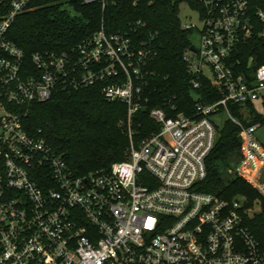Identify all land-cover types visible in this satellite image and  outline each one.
<instances>
[{
	"label": "built area",
	"instance_id": "built-area-1",
	"mask_svg": "<svg viewBox=\"0 0 264 264\" xmlns=\"http://www.w3.org/2000/svg\"><path fill=\"white\" fill-rule=\"evenodd\" d=\"M3 1L10 11L0 19V264H264V248L245 225L253 214L245 196L228 201L198 189L217 140L211 117L225 113L240 129L236 175L264 197V148L254 136L262 126L254 119L264 116L254 106H264V64L242 56L250 39L264 43V10L251 11L248 0H193L204 26L183 61L194 89L203 77L221 98L197 103L192 116L151 109L160 131L135 144L132 121L148 102L144 68L156 53L102 28L70 52L33 54L29 68L5 35L31 0ZM95 85L126 106L120 126L130 145L125 160L75 177L22 119L58 90Z\"/></svg>",
	"mask_w": 264,
	"mask_h": 264
},
{
	"label": "trees",
	"instance_id": "trees-1",
	"mask_svg": "<svg viewBox=\"0 0 264 264\" xmlns=\"http://www.w3.org/2000/svg\"><path fill=\"white\" fill-rule=\"evenodd\" d=\"M183 0H106L105 4L82 0H31L26 10L16 16L5 39L24 55V66L32 67L33 54L44 51L70 52L103 28L108 34H121L135 48L146 43L156 56L144 68L148 73L147 98L144 109L132 121L135 144L160 131L149 115L153 108L170 106L176 113L195 114L197 103L210 104L221 95L201 77L194 89L193 78L183 61V53L192 46L190 33L179 18ZM190 4L200 5L193 0ZM250 10H264L263 0H248ZM9 1L0 4V19L7 16ZM245 62L253 58L255 65L264 64V43L257 37L243 47ZM6 54L0 49V59ZM234 116L240 117L238 107L229 105ZM126 118V106L107 101L101 86L80 90L56 91L46 102H35L22 119L23 130L36 140H43L62 156L75 177L106 169L114 162L126 159L128 133L120 122ZM263 116L256 115L260 123ZM248 125L246 121H243ZM217 140L206 160L207 176L199 191L223 200L245 196V225L264 248V197L246 180L238 177L235 167L242 156L240 129L230 120L217 128ZM259 205V212H255Z\"/></svg>",
	"mask_w": 264,
	"mask_h": 264
},
{
	"label": "rangeland",
	"instance_id": "rangeland-1",
	"mask_svg": "<svg viewBox=\"0 0 264 264\" xmlns=\"http://www.w3.org/2000/svg\"><path fill=\"white\" fill-rule=\"evenodd\" d=\"M179 18L181 23L190 25L193 24L196 28H193L190 33V42L193 47L198 48L200 44V31L204 26L203 18L200 15L198 8L192 6L189 1L183 0L179 6ZM257 112H263L264 106L261 102H257L255 105ZM227 120L225 113H219L211 117L212 123L217 127L221 128L224 122ZM262 126L256 130L254 136L258 143L264 148V116L261 121ZM130 141L128 140V147ZM259 205H255L254 211L259 212Z\"/></svg>",
	"mask_w": 264,
	"mask_h": 264
}]
</instances>
